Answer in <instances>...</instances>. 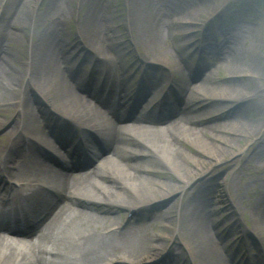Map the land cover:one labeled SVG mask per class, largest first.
<instances>
[{"label":"bare ground","instance_id":"1","mask_svg":"<svg viewBox=\"0 0 264 264\" xmlns=\"http://www.w3.org/2000/svg\"><path fill=\"white\" fill-rule=\"evenodd\" d=\"M1 1L2 0H0V2ZM25 1L27 2L29 1V2L25 4ZM44 1L45 0H8L7 1L8 7H5L4 10L5 21L3 22V24L0 25V29L3 31V32L0 31V40L3 39V42H6L8 43V45H11L14 41V38L12 37H14L15 34L11 32V30L9 29L10 27L19 24L21 25L30 24L32 26L33 34H32V43L30 45V52L33 58V63H31L30 68L28 67L29 65H27L26 63V72L29 74V78L32 81L35 80L39 84L38 87L40 89L44 88L43 90L45 92H50L49 89H51L52 85H50L47 81L46 83H43V79H42L44 77L42 75V69H41L44 66L43 63L41 62L43 59L42 57L57 54L59 53L60 50L62 53L68 49L69 42L66 44V41H68L69 39L65 35L66 33L65 26L69 22V19L66 18V16L68 15V13L70 15L72 14V9L71 8L66 9L60 6V4H56L55 6H48L49 4L53 5V3L56 0H48V3L47 4L44 3L46 5L44 6L43 4ZM72 1L74 0H70V2ZM76 1H77L76 8L79 9V11L82 13L86 25V27L84 26L86 28L85 31L82 28L81 29L79 28V31H82L85 37V42L88 43L86 46H88V50L91 52V53L88 52L86 54V57L89 58V57L98 56L96 60L97 62H103L104 59L107 60L104 67H108V70L110 71L113 80L114 79L117 80L116 78H120L123 81L124 77L123 78L116 77V73L113 72V68L116 69L117 67H119L120 63L112 62L114 59L112 57L109 58L112 52H114V54H116L118 57H121L123 55L119 46L112 42L110 34L108 33L106 27L108 15H105L106 14L105 9L107 7H110L111 2L107 0V4H106L105 3L106 0H93V2H91V4L88 5L89 7L85 10L84 8L86 1L85 0H76ZM96 1L99 2L96 4ZM25 5H27L28 8H26ZM42 5L44 6L43 9L40 8ZM149 8L152 13V19L154 23L151 24L150 26V30L152 32L150 31L145 32L143 27L140 25L142 40L144 41L142 43L143 47H147L149 50H155L156 53L163 54V56L160 57L165 58L166 60L164 59L161 60L172 63L178 69V71L181 72L180 78L183 79V84L185 89L187 87L189 91H193L194 88V92L192 93L190 99L199 100L203 97L229 98L230 95L226 93L225 90H227V88L230 90L232 89L237 90V86L235 88H230L227 86L223 88L222 86L217 85V86H209L208 89L207 88L202 89L193 86L191 82L192 80L189 78L188 75H186L187 72L184 69V66L187 65V61L186 60L182 61V59L178 58V56L172 58L171 52L166 46L167 42L171 41L174 43V40H176L177 43H181L184 40L183 37H180L179 35L180 31L178 29H173V27H181V25L171 24L169 27H165V29H163V26L167 24V22H164L163 18H167L170 15L173 16V14H170V10L165 7V10L162 11V14L161 15L157 14L156 16L155 12L160 11L161 7L153 4L149 6ZM44 13L48 14L49 17L41 22L43 24V27L42 29H39V26L35 25L34 23L36 22L37 18L42 17ZM184 13L189 15L191 19H194V16H192L190 12L184 11ZM59 15H63L65 17L62 19H58ZM136 17L137 16L133 14L132 18H134V21L136 23H138ZM82 26H83V20H82ZM104 26L105 28L103 32H101V29ZM239 38H241L239 34L229 35V37L224 38L225 40L223 43L227 45L226 46L227 55L226 56L224 55V58L228 59L231 56H233L232 58L235 60V62L232 63L231 66H229L230 67L229 71L231 72L232 75H237V74L239 75V73H244V74L248 73L249 75H253L257 77L260 74V72L264 70V64H257L254 62L252 64L248 62L247 64L246 62L243 63V61L239 62L238 64L236 61V57H235L236 53L240 52L239 44L241 39ZM213 40L214 39H209V38L207 39L208 42L215 43ZM56 45L60 46L59 50L54 51L52 49L51 51L50 48L55 47ZM173 47L176 50V53L180 51L178 49V46L173 45ZM208 47L210 48V45ZM228 48L233 49L230 55L228 53H230L231 50L229 51ZM28 49L29 48H27V50ZM15 50H16L15 52H17L16 56L19 57V47H17ZM213 50L216 49L214 47H211V53L213 52ZM3 51L4 50L0 49V59H2L1 63H6L8 49H6V56L3 54ZM239 56L243 57L245 55L243 52H241ZM66 57H68V55ZM161 60L156 59L155 61H161ZM38 66L41 67L39 68V70L37 69ZM47 68L50 67L47 66ZM29 70L30 72H28ZM115 71L118 72L119 69H116ZM210 71L214 73L215 70L212 68L210 69ZM123 72L125 75L126 71L124 70ZM60 75H63L65 78L60 79ZM55 77H56V82L59 84V86L62 87V85H64L65 88L63 86L62 87L63 89L61 88L63 92L59 91L58 92L59 94L57 93V95L54 96L51 95L53 102H56L63 106L67 105L66 107L68 108L70 106L71 109H69V111H71V114H73L75 117L80 119L79 113H82L89 120L92 126L102 130L104 134L98 130L96 131L102 136V140H103L102 142L106 150L109 148L110 144H113V147L115 145H118L119 147L117 149H114L112 153L108 152L110 155L104 156L96 148L98 147L97 144L90 145L89 148L92 151L94 159L100 161V163L97 166L99 172V180L95 185L92 186L91 190L85 189V187L91 183H84V186L75 187L72 190H70L68 188V182H70L69 178L64 179L63 175L59 176L57 179L56 178L51 179V175L52 172L54 173V170H51L52 168L48 163V157L37 148L34 147L30 148L31 152H29L28 157L23 155L24 158L23 163L16 166L15 169L16 176H18L20 170L29 172L31 178H34L32 180V184L39 183L40 187L38 190L41 191H39L38 193L42 194L43 198L48 195L46 193H49L50 189L51 190L58 189V191L61 193L59 195V198L56 200V202L50 207V209L45 214L44 219L47 220L50 216L52 215L54 216V213H56L55 217H53L49 221L52 222V224L56 221H59L62 218L63 214L66 212V210L63 207L65 205L64 204L65 201H62V197L64 198L63 193H69V194L73 193L80 197L86 196L89 198H94L97 197L98 193L101 195H106L108 193L107 192L108 189H110L111 192L112 183L118 180L117 183L115 184L122 185L125 188V190L132 193L131 198L135 200L132 201L133 203L136 202L144 203V201L146 200H153L158 197V194H164L165 196L172 194L173 189H171V187L167 184V182L163 179V177L161 178L159 177L158 179L152 178L149 181L144 180L142 176L144 178H146V176L141 174L140 170L148 169V168L145 165H137L138 159L130 160L128 157L122 158L121 157L122 155H120L121 148L123 149V151L126 150L128 155L134 151L136 153H147L146 150H154L157 153H160L159 156L161 162L163 161L169 170L176 173V178L178 181L184 182L183 190L181 191L184 192L186 186L191 185L192 179L195 177V175L197 173L202 172V170H205L212 163V161H217L215 165H220L221 168L223 169H229L232 168L234 165L235 166L237 165L238 161L228 162V163H224L223 161L226 155L228 154L233 155L232 153L235 151L234 149L238 148V146L234 144V141L238 140L239 138L238 132L239 134H241L240 133L241 129H244L245 125L247 126L246 128L247 130L258 128L257 133L259 132V129H262L264 127V121H261L262 120L261 118H258L254 122V124L242 123L243 121H245L244 116L246 114L249 115V118L255 119L257 115L256 112L258 111L260 113L262 110H264V102L262 100L256 101L257 97L259 98L263 97L262 96L263 92H261L258 95L256 94L254 95L252 91H246V88L244 89L242 88V86H238V88L241 89L242 91H246L242 95V97H244V100L238 105L234 104L233 102H229L228 104H223V102L219 103L220 105L223 104L222 107L219 106L221 108V113L218 120L221 121L216 126H214L213 129H211L212 126L204 127V126H200V124H195L194 122L198 120H195V118L191 117V114H189L190 110H188L187 112H185L183 115L180 116L179 122L176 126L168 125L164 129L162 128L159 130H154L156 128L158 129L164 126V124L152 123L149 120L141 121L140 123H138L139 121H137V124L139 125L142 126L148 125L150 127V130H145L141 132L143 134L142 135L143 140H137L131 137L129 133L130 131L128 130V127L125 126V123L120 122L124 117V114H122V116H119V115H115V113L113 112L112 118H109L104 114L102 115L99 112L101 110L100 104L105 105V102L103 100L106 99L101 97H97V98L93 97L94 98L93 100L95 101V103H93L91 99L82 98L81 94L79 93V90L77 88L75 89L74 86L75 84L70 77L67 78L63 73L57 70H55ZM234 78L237 79V77ZM211 79L213 80L214 78ZM252 80L255 81L256 79L252 77ZM75 82L79 89H84L83 85L79 83L77 78H75ZM14 86L18 87L17 85ZM134 86L136 87V84H134ZM172 88H174V86L171 87V89ZM152 90L153 87L151 83L147 82V91H152ZM22 94H23L22 101L24 104L23 109L26 120H24V117L22 116L19 109L20 104H22V102L17 101L12 105L16 106V108L19 111L18 126L21 127L24 126L25 124L24 128H26V123L27 125H29L31 122L32 114L34 112V106L33 107L31 106L30 100L25 94V92ZM172 94H174L173 91ZM180 95L181 94H178V97ZM13 99H16L14 95L8 97L7 99L5 98L2 101H10ZM253 103L256 105L253 106L252 105ZM108 104L109 106H111L112 101L109 100ZM162 109H163V113L170 110L169 112L170 116L174 115L173 112L182 111V108H179L178 106V101H173L170 103L163 102ZM69 111L67 110L66 112ZM157 118L158 120H160V113L158 114ZM228 119H232V120L239 119L241 128L240 127L236 128V126H231L230 128H228L229 127L228 125L230 124L224 123L225 120ZM259 120L260 122H258ZM118 124H119V128L116 130L117 128L116 126ZM187 124L189 125L187 126ZM28 129L31 130V132L33 133L32 135L36 136L38 139L40 140L45 139V141H41L45 145H47L50 148L52 147L56 148L60 152L63 151L65 156L66 157L68 156L69 148L66 149L64 148L63 145H60V142L58 145V143H55L51 139L50 141H48V137H49L48 135L50 134L46 132L47 128L43 129L38 126H32ZM214 129L223 132L228 131L231 132L232 135L231 137L226 138L227 136L225 135V133H219V132L215 133L213 131ZM209 131L212 132V136L215 139L222 140L220 146L227 148L226 149L222 148L220 152H218L216 150L215 144H212L211 142H207V140H205V135ZM251 134H252L251 132L248 133V136L250 138H253ZM118 136H121L125 139H131L132 141H129L130 143L128 144H124L123 142L115 143L114 141ZM11 145L16 146V141L15 142L12 141ZM184 145L193 146L194 148L197 149V151H200L204 157H201L197 154H190V152L187 151L186 148H184ZM8 147H9L8 144L4 146H0V152L6 150ZM239 149H241V147ZM251 155L264 156V142L257 144L255 151L252 152ZM15 156L16 154L13 155V157ZM180 157H182L185 161H183ZM209 159L211 160L207 161ZM187 163H194L196 164L197 167L195 166V168L188 169L186 167ZM159 168L160 170H162V167H160V165ZM158 173L160 174L161 172ZM170 185H172V187L175 188L178 187L180 184L179 182H175ZM221 186L222 185L220 184H213V183L202 184L199 188H197V190L195 191L191 190V192L195 194L193 198H196L197 200L194 203L195 206L193 205L192 208L188 211L191 205V203H188L185 204L182 208H180L179 205V208L175 210L176 211L175 215L177 216L178 219H180L182 215L184 219H188V222H186V224L182 223V225L178 228H177L178 225L177 223H173V222L167 223L168 231L167 230H165V232L163 231L161 235L157 234V236L153 238L152 243H148L146 240H144L145 238L144 235H146L147 232L142 231L141 235L136 236V232L134 231L136 227L134 226L132 227L130 220L126 222V224H124L121 228H113L110 231H108L107 229H109L111 226H113L114 224L115 226L120 225L121 222H118L117 224L116 222L112 223L108 221L109 220L108 217L94 213L93 216L96 219L99 218L102 221L107 220L104 230L98 233H94L89 229V231H91L92 234L87 235V233H85L86 234L85 238L77 237L78 239L74 241L75 249L73 250L72 253H69V256H67L65 253H62L60 250L58 251L57 244L54 242L51 245V249H49V251H47L45 244H42L40 251L44 252L43 253L44 257H47V254H49L53 258L56 257V260L60 264H155L157 258L164 253L166 245H168L167 243L169 239H173L176 236H178L179 232L182 237L183 227L187 225L188 226L187 232L190 234V238H191L190 240L192 244V246L189 247V251H191L193 254V256H190L189 254V258L191 261H193L194 264H231V263L234 264L235 263L234 258L236 257L231 256L232 248L231 249L225 248V245L228 244L227 241L225 240V237L217 238L219 241L222 242L220 243V245L214 243V240L210 237V227L212 223L210 217L211 206L217 204L223 207V209L225 210L229 206L228 193L226 191L227 188L226 187L222 188ZM189 187L191 188V186ZM236 188H238L237 183H235L232 186V189H236ZM100 197L101 196H99V198ZM71 201L75 202L76 200L71 199ZM157 201L161 202V200H155L154 202ZM43 202L44 199H42L38 203V205H42ZM150 205L152 204L147 203L144 206L146 208H150L149 207ZM35 209H38L36 208V205H35ZM141 209L142 208H135L134 210H131V212H133L134 216L138 215L140 217ZM194 210L196 213L194 212ZM169 211L170 210H168V212ZM75 213H78L77 209H75ZM253 214L256 223H258L261 226V228H264V199L259 198L257 200V202L253 207ZM190 216H193V218L190 219ZM107 222L109 225H107ZM103 225L101 227H103ZM143 225H146V222L142 221V223H140V225L138 226L143 227ZM47 229H49V227ZM85 231H88V229H85ZM43 237L44 234L41 238V241L43 240ZM63 237L64 236H59V237L56 236V239L57 240L60 239L63 242ZM202 241L204 243V248H202L201 246ZM134 243L137 245V248L135 250L132 249L127 250V247L131 246V244L133 245ZM142 248L145 251L144 253H142ZM120 250H123V252H119ZM29 251L31 250L27 249L25 246L13 245L5 238H2L0 235V264H38L36 257L33 258V256ZM44 259L48 263L51 262V259H46V258ZM44 259L41 257L39 264H48ZM118 260L124 262H118ZM159 264H163V263H159ZM176 264H181V263L176 262ZM244 264H246V262Z\"/></svg>","mask_w":264,"mask_h":264},{"label":"rangeland","instance_id":"2","mask_svg":"<svg viewBox=\"0 0 264 264\" xmlns=\"http://www.w3.org/2000/svg\"><path fill=\"white\" fill-rule=\"evenodd\" d=\"M109 1L111 2V5H110V7H107L105 9V13H106L105 15H108L106 27H107V31L110 34V36L111 35L114 36V33L117 29L121 30L120 28L126 24V17H128V20L129 19L133 20L131 17V14H129V12H127L126 7L128 4L130 6L131 11L133 10L134 15L137 16L136 18H137L138 22L141 24V26H143V28H146V32H148V31L152 32L150 30V26H151V24H153L152 13L150 11L149 6H151L153 4L156 6H160L161 7L160 11H162V10L164 11V8L165 7L167 8V6L169 5V0H109ZM179 1L180 0H176L174 2L178 3ZM28 2L25 1V4H27ZM190 2L193 3L194 1L190 0ZM195 2H197L196 5L194 4L195 8L198 9L197 6L202 5L201 6L203 8L202 11H208V10L210 11L211 10V12L213 13L214 8H217L219 10V12H221L223 14L222 15L223 16L222 22L236 20L238 23H240L241 26L244 27V30L247 31L245 33H244V31H241V34L242 35H244V34L248 35L246 38L245 37L242 38V40L240 42L239 54L241 52H243L245 55V56L241 57L240 60L241 61L243 60V63L246 62L247 64H248V62H250V64H252L253 62L257 63V64H264V0H195ZM44 3L47 4L48 0H45L43 2V4ZM105 3L107 4V0L105 1ZM45 4H44V6H46ZM56 4H60V6H65L66 9L67 8L72 9V14L70 15L68 13L67 18L70 20V23L68 25L69 29H70V34H69L70 41L74 40V27H73L72 23L77 22L76 13H79L81 15V12H79V10H77V11L75 10L77 1L74 0V1L70 2V0H68V1L67 0H56L53 3V5L49 4L48 6H55ZM105 5H104V7H105ZM44 6L42 5L40 8L43 9ZM25 7L28 8L27 5H25ZM87 8L88 7H85V10ZM170 12H172V11H170ZM202 13L203 12L199 13L197 18L200 15L203 16L204 14H202ZM212 13H208L206 15H211ZM23 17H24V14H23ZM48 17H49V15L44 13L42 17L37 18L35 25H38L39 29H42L43 24L41 22ZM63 17H65V16L61 15L58 17V19L63 18ZM4 20H5V18H4ZM82 20H83V26L81 28L85 31L86 25H85V19L83 17L79 18V23L81 25ZM237 22H234V26L238 25ZM247 22H249L250 24L246 26ZM1 24L2 23H0V25ZM118 27H120V28H118ZM104 28H105V26L102 27L101 32H103ZM9 29L11 31L15 32L16 34L20 35V36L15 35L14 37H12V38H14V41L11 45H8V43L3 42V39L0 40V49L4 50L3 54L5 56H6V49H8L7 62L1 63L2 59H0V70H1V73H3V74L0 73V75H1V77H0V102H2V100L5 98L7 99L8 97L13 96V95H10V91H8L7 87H5V83L12 82L10 84L15 85L20 81L24 85V90L26 89L27 94L31 90V85L33 86V84H34V86H37V87L39 85L35 80L32 81L29 78L26 70L23 68L24 67L23 63H26V61H27V58H26L27 52L25 51L24 46H25V44L27 46V42H28V38H29L28 37L29 31L26 30L24 32L19 33L18 29H16V28L10 27ZM226 29H227V27H226ZM228 29H230V27H228ZM202 30L197 34L198 37L201 36ZM0 31L3 32L1 29H0ZM35 37H34V40H35ZM219 37L222 38L223 36H219ZM111 38L113 39V37H111ZM174 42L175 43L170 41V42L166 43L168 49L171 52V57H172V55H174V49H173L172 45L177 46V41L174 40ZM203 44L204 43H203V37H202V39H201L202 55L204 53L203 52ZM17 47H19V57L16 56L17 52H15L16 51L15 49ZM59 47L60 46L56 45L55 47L50 48V50L52 51V49H53L54 51H58ZM11 49H13V50H11ZM149 52H150L149 54H151V52H152L155 57L163 56V54L156 53L155 50H150ZM219 52L220 51L216 49V53L210 54L212 56V58H210L208 60L210 62L211 61L216 62V64L219 63L221 65L220 68L216 69L217 70V73L215 75L216 79H220V80H223L225 78L231 79L230 82L225 83V85L222 86L223 88L225 86L230 87V88H235L237 86V90L236 89L230 90L228 88H227V90H225V92L230 95L228 99L229 100H237L236 97H238V98L242 97V95L246 91H252L254 93V95L255 94L258 95L261 92H263L262 93L263 97H261V98L257 97L256 101L262 100L264 102V70L261 71L257 77H255L253 75H249L248 73L247 74L239 73V75L237 74L236 76L232 75L231 72L229 71V68L227 69V67L225 66L224 59L221 57H218V56H220V54H218ZM51 58H53V57H50V56L45 57L44 60H46V62L43 61L44 66H43V68L40 67L42 69V75L44 76L42 78L43 83H46V81H47L50 85H52L51 89H49L50 92H45L43 90L44 88L43 89L41 88V90L44 92V95L47 96L50 100L52 99L51 95H53V96L57 95V93L59 91L63 92L62 87L64 86V85H62V87L59 86V84L56 82V77L53 74L54 72L50 73L45 68V63L47 64V61L50 60ZM160 58H162V57H160ZM163 59H165V58H163ZM127 60H129V57L127 58ZM41 66H42V64H41ZM20 67H22V68H20ZM195 74H198L197 79H199V77L201 75V71L200 72L198 71ZM3 77H4V79H3ZM234 77H237V79ZM252 77H254L256 80L253 81ZM62 78L64 79L65 77L63 75H60V79H62ZM206 83L208 84V82H206ZM209 85H211V84H209ZM238 86H242V88H244V89L246 88V91H242L241 89L238 88ZM64 88H65V86H64ZM84 97H86V96H84ZM86 98H88V96ZM243 98L244 97H242L241 99H243ZM222 99L224 100L227 98L222 97ZM239 100H237V101H239ZM51 101H53V99ZM4 102H2V103H4ZM2 103H0L1 104L0 108H2V110H0V115L1 116H7L8 118H10L9 114L13 110L11 108L9 109V107H10V106H8L9 102L4 103V104H2ZM54 103H55V105H57V108L60 109L61 111L65 112V110L69 111V109H71L70 106L68 108V107H66L67 105L63 106V105L58 104L56 102H54ZM254 103L252 104L253 106L256 105ZM3 105H5V106H3ZM36 111H38V109H36ZM103 111H105V110L103 109ZM69 112H71V111H69ZM256 114L257 115H256L255 119L249 118V115L246 114L244 116L245 121H243L242 123L243 124H254V122L258 118H261L262 119L261 121H264V110H262L260 113L257 111ZM79 117H81V118L85 119L87 122H89V120L82 113H79ZM36 118L38 119L36 121H39V116H37ZM258 122H260V120ZM224 123L230 124V125H228L229 126L228 128H230L231 126H236V128L240 127L239 119H235V120L228 119V120H225ZM176 125L177 124L174 123V126H176ZM246 128H247V126L245 125V128L241 129V132H240L241 134H239V132H238L239 138H238V140L234 141V144L237 145L238 148L234 149L235 151L232 153L233 155L228 154L224 157V161H223L224 163L225 162L226 163L235 162V161H238V163L233 169H231V171L228 173V175L223 174L224 177H223L222 183H224L225 187L228 190L227 191L228 201L230 199H232L231 201H229L230 204L233 203L234 206H239L241 209L242 215L244 216V218H241V220H242V222L245 221L246 223H243V225L240 224L241 225L240 228L248 229L249 226H251V224H255L262 232H264V228H261V226L258 223H253V220L250 217V215L251 216L253 215V218H254L253 207H254L255 203L257 202L258 198L262 199V197L260 195L262 193L264 194V156H259V155H253L252 156L251 155V153L255 151L256 145L264 142V127L262 129H259V132H260V133L258 132L259 134L257 133L258 128L252 129V130H247ZM211 129H213V128H211ZM213 131L215 133H218V132L219 133H225V135L227 136L226 138L231 137V135H232V133L228 132V131L223 132V131H218L217 129H214ZM4 132H5V130H0V141H5L6 138L8 137V135L5 134ZM250 132L252 133L251 135L253 136V138H250L248 136V133H250ZM205 140H207V142H211L212 144H215L216 150L218 152H220V150L222 148H225V149L227 148V147L220 146V144L222 143L221 142L222 140L215 139L212 136L211 131H209L205 135ZM240 147H241V149H239ZM184 148H186V150L189 151L190 154H197L201 157H204L202 155V153L200 151H197V149L194 148L193 146L184 145ZM156 157L157 156L155 154H153V152H151L149 155V159L147 160L148 164L151 165V163L156 159ZM180 158L183 161H185L182 157H180ZM210 160L211 159H209L207 161H210ZM23 161L24 160L19 161V164L23 163ZM216 162L217 161H212V163L205 170H202V172L197 173L195 175V177L192 179L193 183L190 185L192 189L190 187L186 186L185 191L181 192L183 190L184 182L178 181L176 178V173L169 170L163 161L162 162L157 161V163L160 165V167H162V170H163L162 174H160V177H163V179L167 182V184L171 187V189H173L172 193H174L175 195L170 197V198L164 199V197H161L164 194H158V197L153 199V200H156V199L163 200L161 202L163 204L158 206L159 208L162 209V211H160L156 215H154L152 212H150L148 214V217L151 220L148 223H146V225H143V227L140 226L139 229L135 228L134 231L136 232V235H141L142 231L147 232V234L144 235V237H145L144 240H146L148 243H152L153 238L155 236H157V234L161 235V233L163 231L164 232H165V230L168 231L167 223H169V222L177 223L178 224L177 228L180 227L182 225V223L186 224V222H188V219H184L182 215H181L180 219H178L177 216L175 215L176 214L175 210H177L179 208V205H180V208H182L185 204L191 203L190 208L188 209V211H189L192 208V206L194 205V203L197 201L196 198H193L195 196V194L193 192H191V190L192 191L197 190V188H199L202 184H210V183L217 182L216 176H215L216 177L215 180H211V177L214 174L215 167L218 166V165H215ZM195 166H196V164H194V163H187V165H186V167L188 169L195 168ZM185 168H183V169H185ZM15 173H16V170H15ZM14 177L17 179H20L21 181H25V182H31L34 179V178H31L29 172L24 171V170H20L18 176H16V174H15ZM142 178L144 180H147V178H144L143 176H142ZM175 182H179L180 185L178 187L173 188L172 185H170V184H173ZM235 183L238 184V188L232 189V186ZM111 188H112L111 192H110V189H108V191H107L108 193L100 199V204L101 203L102 204H112L113 206H118V207H120V206L134 207V206L138 205V204L134 205V203H131L132 201H135V200H133V198H131L132 193L128 192L127 190L121 191V190L117 189L114 185H112ZM187 189H189V190H187ZM153 200H148V201H153ZM98 202H99V199H97V203ZM68 205L69 206H64V209L66 210V212L63 214L62 218L59 221H56L53 224L51 222L49 224V226H50L49 229H47L48 227L43 229L44 237H43V240L41 242V243L45 244V247L47 249H51V245L53 244V242L56 243L57 247H58V251L60 250L62 253H65L67 256H69V253H72L73 250L75 249L74 248V241L76 239H78L77 237L85 238V236H86L85 233H87V235H88V234H92L91 231L94 233H98V232L104 230V228L106 226V221H107V220L102 221L99 218L96 219L93 216V214H91V215L90 214H84L83 207H79L78 205H77L78 206L77 207V206H75V204L74 205L68 204ZM75 208L82 209V212L75 213ZM122 209H125V208H122ZM122 209H119V211L121 213V216H124L125 211H122ZM97 210L103 211L102 208L97 207V209H95L93 211V213H96ZM168 210H170V211L168 212ZM88 211H91V210H88ZM194 212H195V210H194ZM98 213H100V212H98ZM117 214L114 215L116 217H108L109 218L108 221L109 222L117 221L118 216H119ZM55 215L56 214H54L53 217H55ZM101 215L107 217L104 214H101ZM225 215L226 214H225L223 207H221L217 204L214 206H211L210 217H211L212 223H211V227H210V237L214 240V243H217V245H220V243H222L217 238H224L225 237L228 240L231 237V236L230 237L228 236L230 233H228L227 231H224L223 226L220 227L222 219L226 220L225 217L222 218ZM191 218H193V216H190V219ZM124 220H125V218H124ZM227 221H228V219H227ZM254 221H255V219H254ZM136 224H137V221H134V219H133L131 221L132 227L135 226ZM102 225H103V227H101ZM107 225H109L108 222H107ZM227 225L231 226L230 220H229V223H227ZM187 228H188L187 225H185L183 227V232H184V233L182 232L183 239H182L181 234L179 232L180 237L178 235V238L177 237L175 238V242L178 244L180 243L184 247L186 246L189 249V247L192 246V244H191V240H190L191 239L190 234L187 232ZM85 229H88V231H85ZM89 229L91 231H89ZM111 229H112V227H110L107 230L110 231ZM234 229H235V226H231V230H234ZM56 236H58V237L64 236L63 242L60 239L57 240ZM166 236H167V234H166ZM148 243H146V244H148ZM170 243L171 242L168 241V243H167L168 246H170ZM172 246L175 247L176 245L172 244ZM201 246H202V248H204L203 241L201 243ZM136 248H137V245L134 243L133 245L131 244V246H128L127 250H130V249L135 250ZM143 248H142V253L145 252ZM29 252L33 256V258L43 256V253L41 251L36 252L35 250H33V251H29ZM119 252H123V250H120ZM80 262H83V261H80Z\"/></svg>","mask_w":264,"mask_h":264}]
</instances>
